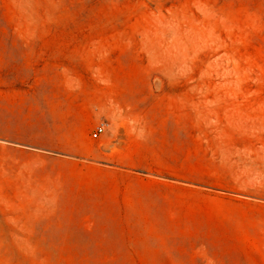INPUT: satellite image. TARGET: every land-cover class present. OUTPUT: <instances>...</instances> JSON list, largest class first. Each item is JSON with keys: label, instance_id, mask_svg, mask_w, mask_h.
Instances as JSON below:
<instances>
[{"label": "rangeland", "instance_id": "374dc122", "mask_svg": "<svg viewBox=\"0 0 264 264\" xmlns=\"http://www.w3.org/2000/svg\"><path fill=\"white\" fill-rule=\"evenodd\" d=\"M0 264H264V0H0Z\"/></svg>", "mask_w": 264, "mask_h": 264}, {"label": "built area", "instance_id": "2783aa9c", "mask_svg": "<svg viewBox=\"0 0 264 264\" xmlns=\"http://www.w3.org/2000/svg\"><path fill=\"white\" fill-rule=\"evenodd\" d=\"M105 130H106V124H105V123H101V124H99V125L95 128V130H94V132H93V137H94V138H98L101 134H103V133L105 132Z\"/></svg>", "mask_w": 264, "mask_h": 264}]
</instances>
